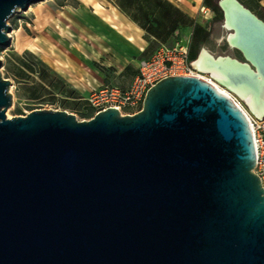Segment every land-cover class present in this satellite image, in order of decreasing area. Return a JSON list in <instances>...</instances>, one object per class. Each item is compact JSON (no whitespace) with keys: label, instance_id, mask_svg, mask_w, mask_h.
Segmentation results:
<instances>
[{"label":"water","instance_id":"1","mask_svg":"<svg viewBox=\"0 0 264 264\" xmlns=\"http://www.w3.org/2000/svg\"><path fill=\"white\" fill-rule=\"evenodd\" d=\"M42 0H0L10 17ZM226 40L195 60L264 117V19L218 0ZM0 58V264H264V186L246 112L196 75L168 76L142 108L88 120L67 110L8 117Z\"/></svg>","mask_w":264,"mask_h":264},{"label":"crops","instance_id":"2","mask_svg":"<svg viewBox=\"0 0 264 264\" xmlns=\"http://www.w3.org/2000/svg\"><path fill=\"white\" fill-rule=\"evenodd\" d=\"M163 1H167L172 6L180 9L181 13L186 16L187 24H180L171 34L155 36L149 33L140 24L138 19L132 18V13L137 12L135 7L130 10V15L118 6L117 0H60L58 3L60 8L65 10H67L66 7L74 8V11H69L71 23L67 24V26L70 27V30L71 27L79 29L80 34H75L77 37H74L79 40L83 50H77L78 56L68 59L67 67H65V72L62 75L57 71L58 69L56 70L48 61L39 57L33 50L25 48L21 51L9 53L6 66L11 76L18 83L19 93L23 92L24 88L28 87V85L31 86L40 80L38 75L34 73H31V77L28 80L18 76L15 72L19 67L22 68L21 62L25 59L24 53L26 51L34 53L61 79L58 87L51 94L58 96V93H63L73 100H75L73 96H80V100H83V96H85L84 100L87 101V97L94 89L103 86H116L123 89L129 87L139 72L140 61L144 58H149L160 46H173L177 42L190 45L195 24H201L212 34L211 28L215 22L213 18L214 11L204 5V0ZM241 1L264 19V0ZM83 3L94 8L92 12H86V16L82 15L84 13L81 14L79 11ZM200 10L207 12L206 15L200 16ZM70 12L73 13L71 14ZM120 18L129 22L133 31L131 36L132 42L127 45L128 52L120 50L121 53H118L117 51L114 56H110V60L107 61L108 65L105 66L98 59L91 57L93 53L102 55L103 37L101 25L106 24V22L115 24L116 19ZM210 39L202 45V48L209 44ZM90 43L93 45L94 50L91 49Z\"/></svg>","mask_w":264,"mask_h":264},{"label":"rangeland","instance_id":"3","mask_svg":"<svg viewBox=\"0 0 264 264\" xmlns=\"http://www.w3.org/2000/svg\"><path fill=\"white\" fill-rule=\"evenodd\" d=\"M59 1L60 0H42L35 2L30 5L28 10L16 11L8 20V23L12 26V31L9 33L11 36V44L9 46H0V58L2 60L1 70L4 77L12 81L11 90L14 95V100L13 104L7 110V114L11 115L10 117L26 115L35 109H56L67 110L75 114L79 120H88L91 118L82 116V106L84 104L88 105L87 101L84 100L85 96H83L82 100L85 103L80 104L79 107H74L76 102L63 93H58V96L46 93L45 96L39 100L21 98L18 94V83L16 79L11 76L6 66L9 53L21 51L26 48L35 51L39 57L48 61L56 70L58 69L57 71L61 75L64 74L68 59L77 57V50H83V48L79 40L75 38L77 37L76 35L80 34L79 29L71 27L70 30V27L67 26V24L71 23L69 11H74V8L66 7L67 10L60 8L58 6ZM93 10L94 8L92 6L83 3L79 11L81 14L84 13L82 15L86 16V12H92ZM206 13L207 12L203 10L199 11V15L202 17L206 15ZM101 26L103 37L102 55L95 51L96 54L93 53L91 58L98 59L106 66L108 65L107 61L110 60V56H114L117 51L118 53H121L120 50L128 52L127 45L132 42L131 36L133 31L129 22L121 18L116 19L115 24L106 22V24H102ZM211 30L210 42L204 47L214 55L230 54L236 57L241 56V53L237 49L229 46L226 36L230 31L223 27V21H215ZM90 47L94 50L91 43ZM200 74L204 75L206 78L213 79L210 73L201 72ZM236 96L247 111L251 113L247 102L238 95ZM130 111L133 110H124L126 113Z\"/></svg>","mask_w":264,"mask_h":264},{"label":"built area","instance_id":"4","mask_svg":"<svg viewBox=\"0 0 264 264\" xmlns=\"http://www.w3.org/2000/svg\"><path fill=\"white\" fill-rule=\"evenodd\" d=\"M200 73L194 68L193 60L190 59L189 44L177 42L173 46L162 45L149 58L140 61L139 72L129 87L123 89L103 86L94 89L87 97V102L94 109L95 114L109 107L117 108L122 114H128L124 110H133L129 114H134L142 108L147 91L158 81L175 75H196L203 78ZM206 80L212 83V79ZM217 87L223 88L221 85ZM222 90L230 94L248 116L256 144L254 172L261 178L264 186V117L257 118L247 111L235 94L226 88Z\"/></svg>","mask_w":264,"mask_h":264},{"label":"trees","instance_id":"5","mask_svg":"<svg viewBox=\"0 0 264 264\" xmlns=\"http://www.w3.org/2000/svg\"><path fill=\"white\" fill-rule=\"evenodd\" d=\"M117 4L124 12L131 15L130 10L135 7V13L132 18L139 20L140 24L146 28L149 33L155 36L171 34L180 24L186 23V16L180 9L172 6L169 2L163 0H117ZM204 5L214 11V21H223L224 14L216 0H204ZM183 15V16H182ZM211 32L201 24H195L190 47V59L195 60L202 45L210 39ZM157 49V48H156ZM149 51V50H148ZM154 52V51H153ZM152 53V52H151ZM25 59L21 62V67L15 70L20 77L30 79L31 73L37 74L39 81L33 85L24 88L23 92L18 91L21 98L29 100H39L46 93H54V90L60 83V78L34 53L26 51ZM75 98L74 107L83 104L80 96ZM82 116L92 117L94 109L90 105H83Z\"/></svg>","mask_w":264,"mask_h":264},{"label":"bare ground","instance_id":"6","mask_svg":"<svg viewBox=\"0 0 264 264\" xmlns=\"http://www.w3.org/2000/svg\"><path fill=\"white\" fill-rule=\"evenodd\" d=\"M10 35V34H9ZM10 38H11V36H10ZM211 74L213 75V76H218V74L217 73H215V72H211ZM203 78H206L204 75H202V74H200ZM206 79H209V78H206ZM212 81V83H214L215 85H217V86H219L220 84L218 83V82H216V81H214V79H212L211 80ZM224 88V87H223ZM222 88V89H223ZM225 89V88H224ZM246 101L248 102V103H251V98L250 97H247L246 98ZM11 115L10 114H8V117H10Z\"/></svg>","mask_w":264,"mask_h":264},{"label":"flooded vegetation","instance_id":"7","mask_svg":"<svg viewBox=\"0 0 264 264\" xmlns=\"http://www.w3.org/2000/svg\"><path fill=\"white\" fill-rule=\"evenodd\" d=\"M240 53H241V52H240ZM239 58H243V57H242V54H241V56H239Z\"/></svg>","mask_w":264,"mask_h":264}]
</instances>
